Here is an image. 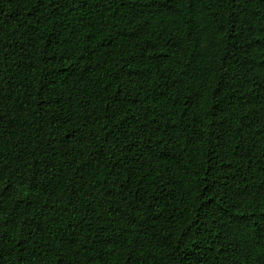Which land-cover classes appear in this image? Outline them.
I'll use <instances>...</instances> for the list:
<instances>
[{
    "label": "trees",
    "instance_id": "trees-1",
    "mask_svg": "<svg viewBox=\"0 0 264 264\" xmlns=\"http://www.w3.org/2000/svg\"><path fill=\"white\" fill-rule=\"evenodd\" d=\"M0 264H264V0H0Z\"/></svg>",
    "mask_w": 264,
    "mask_h": 264
}]
</instances>
